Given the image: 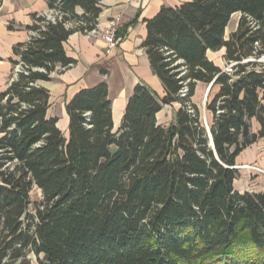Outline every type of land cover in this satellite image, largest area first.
I'll use <instances>...</instances> for the list:
<instances>
[{
    "label": "trees",
    "instance_id": "16d2710c",
    "mask_svg": "<svg viewBox=\"0 0 264 264\" xmlns=\"http://www.w3.org/2000/svg\"><path fill=\"white\" fill-rule=\"evenodd\" d=\"M45 1L59 17L32 16L0 93V264H264V192L235 189L238 158L264 141V0L163 7L143 48L165 97L137 85L114 133L108 85L83 90L66 105L69 140L39 82L77 64L65 43L97 29L103 0ZM224 48L229 71L208 58ZM213 82L202 110L197 84Z\"/></svg>",
    "mask_w": 264,
    "mask_h": 264
},
{
    "label": "crops",
    "instance_id": "0c3cea01",
    "mask_svg": "<svg viewBox=\"0 0 264 264\" xmlns=\"http://www.w3.org/2000/svg\"><path fill=\"white\" fill-rule=\"evenodd\" d=\"M192 0H103L102 13L98 19L97 29L101 31L107 23L120 17L122 22L119 28V43L117 50L107 56L101 35H85L74 33L65 43L67 56L76 60L73 67L62 70L57 68L52 73L51 81L39 82V85L50 91L51 107L48 111L50 118L58 119V127L64 137L69 140L70 119L66 105L81 91L94 88L106 83L109 88V98L112 102L114 133L121 127L123 117L137 85L143 84L150 88L158 97L164 98L165 88L151 68L149 57L143 48L148 30L146 21L153 19L163 7L178 8ZM51 11L45 0H0V93L6 90L10 81L13 65L16 59L13 49L16 45L26 43L33 36L27 28L34 24L33 15H46ZM82 15L84 11L77 9ZM237 27L241 14H235ZM230 22V24H231ZM230 24L226 30L227 33ZM232 34V33H231ZM230 34V35H231ZM230 37V36H229ZM208 58L215 65L225 70L224 56L226 49L213 52L214 57ZM226 67V62H225ZM208 85L198 83L193 102L196 96ZM181 105L164 106L158 113V124L168 127L176 120V113ZM256 124V129L259 125Z\"/></svg>",
    "mask_w": 264,
    "mask_h": 264
},
{
    "label": "rangeland",
    "instance_id": "374dc122",
    "mask_svg": "<svg viewBox=\"0 0 264 264\" xmlns=\"http://www.w3.org/2000/svg\"><path fill=\"white\" fill-rule=\"evenodd\" d=\"M237 18H233L230 24L227 38L237 27ZM209 56L214 57L213 52L209 53ZM224 68L225 62H224ZM20 66H17L15 71H19ZM207 88L203 87L201 92L196 96L195 100L198 102L199 107L204 110L206 103ZM253 130L256 132V124L253 125ZM237 166L239 167V177L235 182V189L239 192H251L262 193L264 192V141L259 140L256 144L245 150L237 160ZM242 166L248 168L242 169ZM31 200L33 203H40L43 200L42 192L38 188H34L31 192ZM33 208V207H32ZM31 258L35 263V258L32 255Z\"/></svg>",
    "mask_w": 264,
    "mask_h": 264
},
{
    "label": "built area",
    "instance_id": "2783aa9c",
    "mask_svg": "<svg viewBox=\"0 0 264 264\" xmlns=\"http://www.w3.org/2000/svg\"><path fill=\"white\" fill-rule=\"evenodd\" d=\"M45 16L47 17V20L51 22H55L56 18L59 17L58 13H54L53 11H51L49 14H46ZM121 22H122L121 18L116 17L110 20L101 31L95 29L87 33L86 35L88 36L98 35V34L101 35L105 46V53L107 56H111L118 48V43H119L118 34H119V28ZM261 62H264V59H262ZM231 67L227 68L226 71H229ZM187 93H188V89L187 87H184V89L180 92V96L182 98H185Z\"/></svg>",
    "mask_w": 264,
    "mask_h": 264
},
{
    "label": "water",
    "instance_id": "95a60500",
    "mask_svg": "<svg viewBox=\"0 0 264 264\" xmlns=\"http://www.w3.org/2000/svg\"><path fill=\"white\" fill-rule=\"evenodd\" d=\"M246 62H251V60H249V61H246ZM261 62V61H260ZM213 85H214V82L213 83H211L209 86H208V90H207V96H206V100H207V97H208V95H209V93H210V91H211V89H212V87H213ZM211 144L213 145V140L211 139ZM235 169H239L238 168V166H236L235 167Z\"/></svg>",
    "mask_w": 264,
    "mask_h": 264
},
{
    "label": "bare ground",
    "instance_id": "6f19581e",
    "mask_svg": "<svg viewBox=\"0 0 264 264\" xmlns=\"http://www.w3.org/2000/svg\"><path fill=\"white\" fill-rule=\"evenodd\" d=\"M238 168H239V167H238ZM241 168H242V169H246V168H248V167H246V166H242Z\"/></svg>",
    "mask_w": 264,
    "mask_h": 264
}]
</instances>
